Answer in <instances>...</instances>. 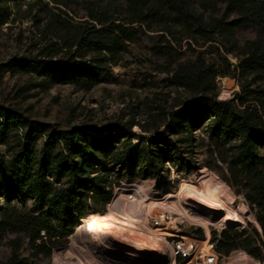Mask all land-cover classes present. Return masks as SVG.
I'll use <instances>...</instances> for the list:
<instances>
[{
  "label": "rangeland",
  "instance_id": "1",
  "mask_svg": "<svg viewBox=\"0 0 264 264\" xmlns=\"http://www.w3.org/2000/svg\"><path fill=\"white\" fill-rule=\"evenodd\" d=\"M211 2L213 0L206 5L203 0H189L185 11L192 18L188 25L172 21L167 25L169 32L149 29L145 24H125L130 13L124 0L11 3L9 17L0 25V110L17 116L21 122L42 126L35 143L36 152L49 135L58 131L76 130L101 140L104 149L98 153V168L102 172L104 166L108 174L109 202L116 193L127 194L128 189H139L144 182L153 183L157 197H163L181 182L196 184L217 196L219 193L201 174L202 170L209 171L226 186L224 204L241 211L244 216L241 222L228 218L219 227H210L209 237L217 241L222 232L229 229H245L248 233L257 229L254 213L245 199L247 178L230 164L235 144L211 136L205 126L195 128L187 142L184 134L177 133L175 124L181 108L201 95L216 96V100L221 101L237 94L245 96L249 105H259L253 98L264 84L236 67L247 53L249 42L259 40L264 44V29L249 23L243 28H234L230 36L224 35L223 23L215 27L213 22L226 24L238 15L227 10L223 3L214 5ZM91 14L108 19L106 25L112 22L131 28L132 41L121 36L126 45L112 55L85 51L76 42L84 28L99 27L90 19ZM69 56L76 64L91 66H95L94 59L104 58L98 71L102 78L90 88H82L68 81H47L33 72L12 73L1 68L8 61L18 63L19 60L69 64ZM182 67L195 68L201 80L199 88H204L205 93L192 84L185 85L187 79L178 76ZM223 80H230L233 85L224 96ZM27 130L28 125H17L5 135L0 130V155L10 159L18 152L19 141ZM127 138H131L133 144L155 140L158 150H175L178 161L165 162L155 175L144 174V168L116 164L112 153L121 150ZM84 188L92 192V187ZM108 203L93 205L100 211L94 213L107 212ZM26 206L30 209L29 202ZM16 207L21 206L17 204ZM4 209V200L0 198V264L11 255L22 260V264H56L55 258L66 253L70 239L80 243L84 238L82 230H77L79 221L67 239L54 247L46 243L39 245V239L31 243L17 226L7 225L2 216ZM174 217L179 218V215ZM146 223L151 227L150 217ZM174 224L175 228L168 225L164 230L170 236L205 237L200 226L184 218ZM238 252L244 251L235 249L228 256L221 255L218 263H230ZM244 253L252 264H264V259L260 262ZM92 255L99 264H126L129 260L127 255L115 252L102 259L94 252ZM143 264H170L167 243L160 240L158 248L145 257Z\"/></svg>",
  "mask_w": 264,
  "mask_h": 264
},
{
  "label": "trees",
  "instance_id": "2",
  "mask_svg": "<svg viewBox=\"0 0 264 264\" xmlns=\"http://www.w3.org/2000/svg\"><path fill=\"white\" fill-rule=\"evenodd\" d=\"M20 1L24 0H0V25L9 17V5ZM124 1L130 13L125 24H145L149 29L169 32L168 23L177 21L188 25L192 18L185 11L189 0ZM203 2L207 5L210 0ZM211 3H223L227 10L238 15L226 24L213 22L215 27L223 23L221 28L226 36H230L234 28L240 29L249 23L264 29V0H213ZM90 19L99 27L84 28L76 42L87 52L112 55L126 45L121 36L127 41L133 39L131 28L112 22L106 25L108 19L95 14H91ZM103 59H94L95 66L76 64L71 56L67 59L69 64L19 60L18 63L8 61L1 68L12 73L33 72L47 81H68L90 88L102 78L98 71ZM236 68L264 84V44L259 40L249 42L248 51ZM195 71V68L182 67L178 76L187 79L185 85L192 84L205 93L204 88H199L201 80ZM240 87L243 90V86ZM255 93L253 99L259 105H249L245 96L237 94L221 101L216 100V96L201 95L181 108L175 127L177 133L185 135L187 142L195 128L205 126L211 136L235 144L230 164L247 178L245 199L254 213L258 230L222 232L216 241V251L228 256L232 250L241 249L261 262L264 259V87ZM17 125H28L19 141L18 152L10 159L0 155V198L5 204L2 216L7 225L17 226L31 243L39 239V245L46 243L54 247L67 239L89 210L100 212L93 205L105 206L110 200V188L106 185L108 174L104 166L102 172L98 168V153L104 146L101 140L87 133L65 130L49 135L36 152L35 143L42 126L21 122L17 116L0 110V130L4 135ZM153 141L133 144L131 138H127L121 150L112 153V160L122 166L144 168L143 173L151 175L157 174L165 162L178 161L175 150H158ZM88 186L92 187V192L84 188ZM13 201L16 202L11 205ZM27 202L30 209L26 208ZM17 204L21 207H16ZM4 264H22V260L11 255Z\"/></svg>",
  "mask_w": 264,
  "mask_h": 264
},
{
  "label": "bare ground",
  "instance_id": "3",
  "mask_svg": "<svg viewBox=\"0 0 264 264\" xmlns=\"http://www.w3.org/2000/svg\"><path fill=\"white\" fill-rule=\"evenodd\" d=\"M222 82V95H228L233 88L232 82ZM201 174L219 193L217 196L188 182H181L175 189L165 192L163 197H157L153 183L147 182L138 187L139 196L129 198L124 193H116L108 203L107 212H89L84 218H80L77 230H82L84 238L80 243L70 239L66 253L55 258L56 264H99L92 255L93 252L99 259L113 256L114 252L122 253L129 257L126 264H143L145 257L158 248L159 241L170 235L165 229L151 228L146 223L147 218L163 210L170 218L166 227H176L174 223L184 218L203 229V239L209 238L210 227H219L228 218L241 222L243 213L224 204L226 186L207 170H202ZM174 215H179V218ZM249 260L244 252H238L228 264H252ZM113 262L116 263L115 260Z\"/></svg>",
  "mask_w": 264,
  "mask_h": 264
},
{
  "label": "built area",
  "instance_id": "4",
  "mask_svg": "<svg viewBox=\"0 0 264 264\" xmlns=\"http://www.w3.org/2000/svg\"><path fill=\"white\" fill-rule=\"evenodd\" d=\"M127 196H139L138 189H128ZM170 218L166 211L150 216L151 227L166 229ZM175 228V227H174ZM169 240V241H167ZM168 245L170 264H219L221 255L216 251V241L193 239L185 236H166L162 240Z\"/></svg>",
  "mask_w": 264,
  "mask_h": 264
}]
</instances>
